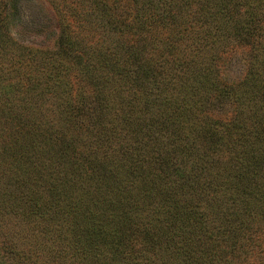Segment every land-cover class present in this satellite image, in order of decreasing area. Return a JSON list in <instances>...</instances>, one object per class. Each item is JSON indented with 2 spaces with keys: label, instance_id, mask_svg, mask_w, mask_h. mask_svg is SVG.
I'll list each match as a JSON object with an SVG mask.
<instances>
[{
  "label": "trees",
  "instance_id": "1",
  "mask_svg": "<svg viewBox=\"0 0 264 264\" xmlns=\"http://www.w3.org/2000/svg\"><path fill=\"white\" fill-rule=\"evenodd\" d=\"M47 1L57 35L31 46L0 0V144L17 149L22 129L67 143L112 172L98 192L123 216L148 206L210 232L213 254L185 264L263 259L264 0ZM231 50L245 53L239 77L222 64Z\"/></svg>",
  "mask_w": 264,
  "mask_h": 264
},
{
  "label": "rangeland",
  "instance_id": "2",
  "mask_svg": "<svg viewBox=\"0 0 264 264\" xmlns=\"http://www.w3.org/2000/svg\"><path fill=\"white\" fill-rule=\"evenodd\" d=\"M3 1L17 42L53 44L58 19L47 0ZM123 5L118 3L119 10ZM244 56L243 50L225 55L222 64L228 78L242 75ZM63 130L74 133L77 127L69 123ZM35 134L22 129L17 149L0 144V264H185V256L194 259L202 247L213 254L210 232L193 235L186 231L192 226H186V220H154L148 206L145 215L123 216L112 189L106 188V198L98 192L110 185L107 167L87 162L67 143L44 144ZM27 176L37 181L29 182ZM229 223L225 236L241 244L244 238L232 232L236 223ZM244 264H264V258Z\"/></svg>",
  "mask_w": 264,
  "mask_h": 264
}]
</instances>
